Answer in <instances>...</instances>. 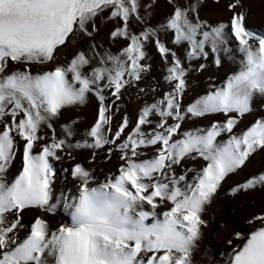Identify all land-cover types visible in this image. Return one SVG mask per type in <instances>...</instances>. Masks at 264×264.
Segmentation results:
<instances>
[{
	"label": "snow or ice",
	"instance_id": "6c2138e0",
	"mask_svg": "<svg viewBox=\"0 0 264 264\" xmlns=\"http://www.w3.org/2000/svg\"><path fill=\"white\" fill-rule=\"evenodd\" d=\"M165 2L168 12L153 24L156 0H0V264H197L206 206L264 153V29L249 27L245 0H226L230 15L216 22L201 18L205 0ZM105 39L127 43L113 52ZM150 44L170 90L144 103L131 126L124 115L113 129L117 102L151 70ZM225 59L235 69L183 103L189 74L219 70ZM91 99L97 107L86 129L59 123ZM210 116L218 118L182 128ZM77 150H90L88 163L100 151L120 163L100 180ZM65 159L71 180L57 188L54 162ZM197 159L199 167L188 166ZM257 191L264 193V169L230 188L233 197ZM58 210L66 220L52 226L45 217ZM247 223L226 264H264V208Z\"/></svg>",
	"mask_w": 264,
	"mask_h": 264
},
{
	"label": "rangeland",
	"instance_id": "374dc122",
	"mask_svg": "<svg viewBox=\"0 0 264 264\" xmlns=\"http://www.w3.org/2000/svg\"><path fill=\"white\" fill-rule=\"evenodd\" d=\"M226 0H220L219 4L215 0H205V4L200 12L202 19H207L209 22H216L218 20H224L230 13H227L223 5ZM245 6L250 11L247 23L249 27L256 30L264 29V0H245ZM168 12L165 0H156V7L152 14V23L156 24L161 21L165 14ZM112 28L111 23H107L102 27V37ZM133 30L139 31L140 26L133 24ZM171 37V34L167 36L162 35L161 39L167 42ZM127 41L118 40L115 43L105 39V46H110L113 52L120 50L125 46ZM170 47L172 45H169ZM148 63L151 65L150 72L143 74V80L138 82V87L128 88L125 95L118 101L120 112L114 116L112 121L113 129L117 126V121L124 115H127L131 122L135 120L139 108L146 102L150 103L153 100L160 99L164 91L170 90V86L164 81L163 76L165 73V66L161 60L158 52L153 45L147 46ZM235 65L230 61H224V66L217 70L214 66H209L206 71L191 73L188 76L189 89L183 99V103L187 104L192 102L197 94H204L209 78L219 83L225 73H231L235 69ZM138 88L148 89L147 94L139 93ZM156 91L153 92L152 89ZM97 102L95 99H91L86 105L70 108L63 111L60 117L59 123L70 122L71 120H77L81 130L86 129L94 120L96 112ZM218 117H205L196 118L194 120H186L182 124V128L190 130L194 127L207 126L211 119ZM155 119V117H153ZM253 120V116L248 115L238 125L239 129L246 128L250 121ZM57 127V134H59V127ZM236 129H234L235 131ZM47 131V130H45ZM126 131H128L126 129ZM226 139V137H224ZM220 138L218 137V140ZM149 154H152V150H146ZM76 160L83 163L85 167L94 169V174L103 180L104 177L110 172H114L120 163L116 155H113L112 159L105 160L103 151H100L96 157L95 163H88L91 159L90 150H77L74 153ZM142 158H147L142 157ZM70 159L54 162V168L57 173L56 186L57 188L63 187L71 180L70 176H67L64 172L65 168L71 165ZM202 163L201 160L188 161L189 167H199ZM19 164V157L17 158L16 165ZM261 169H264V153H257L252 158L251 162L244 172L239 175H230V178H226V181L222 182V188L219 190L216 198L211 204L206 206V210L203 214V219L207 221V226L202 229L203 238L198 242V248L193 253V260L199 264L201 260H204L205 264H226L229 254L234 245L241 243L236 238L235 233L239 232L241 236L249 231L250 226L247 220L254 213H259L264 208V193L250 192L247 194H241L233 197L230 194V188L235 186L237 182H242L246 174L258 173ZM15 171V167L13 168ZM70 186V185H69ZM166 210V208L161 209ZM39 213L35 210L25 213V222L30 221L34 216ZM52 226H56L65 222L66 218L62 210H58L56 213L48 214L45 217ZM240 222V223H238ZM238 223V224H237ZM23 236V232L21 233ZM228 239H232L233 244L227 243Z\"/></svg>",
	"mask_w": 264,
	"mask_h": 264
},
{
	"label": "bare ground",
	"instance_id": "6f19581e",
	"mask_svg": "<svg viewBox=\"0 0 264 264\" xmlns=\"http://www.w3.org/2000/svg\"><path fill=\"white\" fill-rule=\"evenodd\" d=\"M238 223H240V222H238ZM238 223H237V224H238Z\"/></svg>",
	"mask_w": 264,
	"mask_h": 264
}]
</instances>
